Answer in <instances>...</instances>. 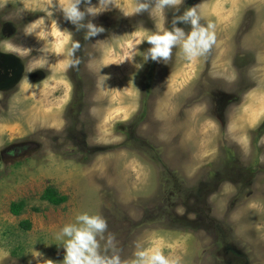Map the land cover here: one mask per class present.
<instances>
[{"label": "rangeland", "instance_id": "374dc122", "mask_svg": "<svg viewBox=\"0 0 264 264\" xmlns=\"http://www.w3.org/2000/svg\"><path fill=\"white\" fill-rule=\"evenodd\" d=\"M68 3L0 0V21L38 22L24 44L3 39L1 49L25 57L37 51L27 70L50 72L39 83L23 79L4 115L0 102V264H62L58 234L82 213L106 219L127 264L139 250H160L175 264L234 261L223 246L264 264V0H207L202 12L216 35L210 53L190 62L174 48V59L156 62L155 77L143 59L149 30L131 18L138 0H113L110 9L127 26L95 39L99 55L85 72L94 90L72 140L61 134L69 124L62 72ZM107 11L89 19L98 23ZM152 15L163 32L161 12ZM246 53L256 62L239 70L252 71L255 82L237 101L232 58L243 64ZM230 100L222 127L219 104ZM21 142L27 152L1 153ZM47 188L66 199L50 203L42 198ZM20 200L23 209L11 213L10 203Z\"/></svg>", "mask_w": 264, "mask_h": 264}, {"label": "flooded vegetation", "instance_id": "af4514ba", "mask_svg": "<svg viewBox=\"0 0 264 264\" xmlns=\"http://www.w3.org/2000/svg\"><path fill=\"white\" fill-rule=\"evenodd\" d=\"M207 0H183L182 4L179 6V10L175 9H166L164 12H161L163 18H164V28L165 30H171L172 28V21L175 16L181 15L187 8L197 6V11L199 12L201 16V24L205 25L207 24L206 19L208 18L205 15V12H202L204 9V4ZM98 3V0H92V4ZM81 9L85 7V5L81 4ZM152 11L149 12H143V13H134L132 15L133 23L134 25H138L144 23V28L149 30V35L160 32L155 27V18L152 15ZM218 16V15H217ZM124 18L120 16L119 11L117 9H109L104 15L103 18L98 22L94 23L97 26H102L104 28V31L97 36L102 37V34H104L105 39H108L112 33V29H117L118 27H121L122 24L125 26ZM215 18L214 20H216ZM90 19L89 17L86 18L85 22H88ZM91 21V20H90ZM114 21V22H112ZM141 21V22H140ZM26 22H4L0 21V42L3 39H11L12 41H15L19 44L15 45H22L25 43V30H26ZM65 27L64 34L66 35V45H65V60L66 65L62 72L66 75L67 78V85H68V91L70 92V95L68 96L70 100L66 103V110L68 112L66 113L65 120L69 122V124L66 123L63 132L61 134L68 137V139L72 140L76 135H79L76 130L70 131V129H73L76 125L79 124L80 115L85 113V109L89 106L86 104L85 99L89 100V95L91 94L90 91L94 90V82L95 80L92 77H87L86 79L85 75L87 70L89 69L90 61L96 58L99 54L94 48V42L96 37L85 40L84 38V30L77 31L76 27L72 25L70 22L65 21L63 24ZM252 25V24H249ZM246 26V28L242 31V35L244 33H248V29L250 27ZM127 26V25H126ZM177 27H181L184 29V31L187 33L191 30V25L189 24H183L178 23L176 25ZM253 26V25H252ZM240 31H238L237 37L240 38ZM236 41H239V39H236ZM79 42L80 48L76 50L73 53V45ZM110 44V40L108 42ZM144 42H142V48L143 49ZM241 50V47L239 48ZM42 49L40 48L39 51ZM37 54V51L36 53ZM34 54H30L27 57L15 54L13 52L5 51L4 49H1L0 47V102L2 103V111L3 115L6 111L9 110L8 103L10 100L11 95H13L16 90L19 89V86L23 79H29L32 82L39 83L41 81H44L49 75L50 72L45 67H33L30 69V71L27 70V67H29V61H31L34 58ZM248 54L247 61H245L243 64L239 63L237 58H235L237 55H234V58H232V61L235 63L234 67L237 71V79L230 82V87L233 88V91L235 90V93L233 92L231 96H234L235 94L238 95L237 101H240L242 99V96L249 91L252 86V84L255 82L253 79L255 77L250 72L249 69L248 72L243 73L240 72L239 67L244 66V64H248L251 67L254 62H256V57L253 55L254 53H246ZM43 55V52H42ZM173 55V53H172ZM174 56V55H173ZM172 56V58H173ZM174 59V58H173ZM234 59V60H233ZM76 61H79L78 64H76ZM171 62L174 63L173 60ZM146 63V62H145ZM172 63V64H173ZM148 68H152L150 71L154 75L152 77H155L156 70L154 67H156V62L152 60L147 61ZM251 65V66H250ZM156 78H153V85L151 83V87H154V82ZM86 85H88L87 89L85 88ZM223 97V96H222ZM228 103H232V100L224 103L219 104V109L217 112L218 121H220L222 127L227 126V121L229 119V105ZM10 104V103H9ZM11 105V104H10ZM148 104H146L147 106ZM69 106V107H68ZM144 103L140 102L139 110L136 114V118L138 119L140 115H142V112L144 110ZM138 116V117H137ZM261 130V129H259ZM263 137V134L262 136ZM67 139V140H68ZM26 148H28L26 150ZM30 149L27 142H21V143H11L8 145V147L4 148L1 153H4L8 158L16 157L20 151L27 152ZM26 150V151H25ZM11 159V158H10ZM224 252L231 256L234 261L227 260L226 262H219L218 264H249L248 261L245 260L244 256L240 254L239 251H235V249L230 247H224Z\"/></svg>", "mask_w": 264, "mask_h": 264}, {"label": "clouds", "instance_id": "9594fccd", "mask_svg": "<svg viewBox=\"0 0 264 264\" xmlns=\"http://www.w3.org/2000/svg\"><path fill=\"white\" fill-rule=\"evenodd\" d=\"M182 2L183 0H138L135 13H150V10L164 12L166 9L178 11ZM82 3L85 5L83 10L80 7ZM111 6L113 0H98L97 5H93L92 0H69L62 12L64 19L74 25L77 31L84 30L85 40H90L102 33L104 28L90 20L85 22L86 18L95 17ZM178 23L191 25V30L186 33L183 28L176 26ZM172 25L171 30L155 32L143 40L150 45L144 52V61H162L167 64L172 58L173 49L179 48L180 54L191 62L210 53L216 43L215 25L211 22L206 26L201 24L197 6L187 8L181 15L175 16ZM36 27L38 22H32L26 27L25 34L31 35ZM79 48L80 44L76 42L73 53ZM58 239L64 248L62 264H127L121 259L115 236L108 232L106 219L99 215H77L75 223L63 226ZM134 257L131 264H175L160 250H139L134 253ZM44 264H53V261L45 260Z\"/></svg>", "mask_w": 264, "mask_h": 264}, {"label": "trees", "instance_id": "16d2710c", "mask_svg": "<svg viewBox=\"0 0 264 264\" xmlns=\"http://www.w3.org/2000/svg\"><path fill=\"white\" fill-rule=\"evenodd\" d=\"M42 198H44L45 200H48L50 203H53V204H60L62 203V201L66 199L65 196L63 195L60 196L58 192L52 188L45 189L43 191ZM23 206H24L23 200H20L17 202L13 201L10 203V211L13 214H18L20 210L23 209Z\"/></svg>", "mask_w": 264, "mask_h": 264}]
</instances>
